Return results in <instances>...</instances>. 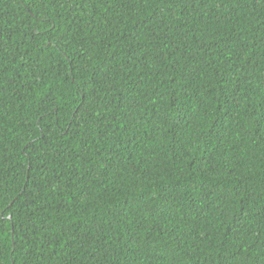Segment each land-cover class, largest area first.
Here are the masks:
<instances>
[{"label":"trees","instance_id":"obj_1","mask_svg":"<svg viewBox=\"0 0 264 264\" xmlns=\"http://www.w3.org/2000/svg\"><path fill=\"white\" fill-rule=\"evenodd\" d=\"M0 264H264V0H0Z\"/></svg>","mask_w":264,"mask_h":264}]
</instances>
